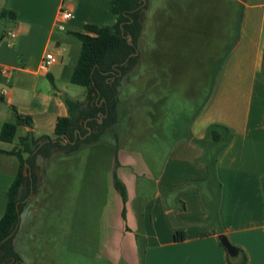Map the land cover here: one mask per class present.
<instances>
[{
    "label": "crops",
    "instance_id": "1",
    "mask_svg": "<svg viewBox=\"0 0 264 264\" xmlns=\"http://www.w3.org/2000/svg\"><path fill=\"white\" fill-rule=\"evenodd\" d=\"M110 1L0 0V68H9L8 74L0 71V90L9 89V95L0 99V131L16 110L31 116L36 136L54 137L58 118L68 115L65 98H85L84 90L71 80L82 48L75 33H88L87 24L115 23ZM145 3L147 44L156 50L153 35H158L159 22L172 36L188 34L195 46L213 28L212 19L222 17L221 4H226V14L234 13L236 3L241 9L237 39L215 66L207 101L182 127L174 124L181 133L172 144H165L162 155L154 149L149 155L131 149L126 140L132 130L127 132L120 122L116 132L106 136L111 139L103 140L104 145L116 147L99 159L106 171L96 168L101 183L93 195L86 188L90 185L83 184L71 188L64 204L24 205L16 238L22 264H233L243 257L245 264H264V0ZM207 5L212 9L205 10ZM62 6L75 13L64 31L56 27ZM10 30L17 32L15 38L8 37ZM161 49V60L157 54L146 62L148 81H157L163 88L183 70L177 69L182 67L178 60L167 57L165 46ZM48 53L54 54L56 62L43 68ZM159 67L155 72L153 68ZM132 83L126 87L129 98H123L126 105L142 96V87L139 90L138 82ZM147 88L146 93L151 90ZM152 92L147 94L148 106ZM154 94L159 101L165 98ZM126 105L123 114L139 115L137 108ZM215 124L230 134L212 170L206 149L194 140L206 138ZM147 129L160 132L156 124ZM29 130L22 126L18 135ZM16 142L0 139V219L20 167L18 157L3 150H12ZM83 168L92 171V167ZM115 175L126 188L125 200L115 186ZM43 186L44 181L39 193ZM42 207L57 213L48 225L51 240L40 242L35 222ZM178 230L185 233L179 241L175 239ZM220 234L239 250L231 260Z\"/></svg>",
    "mask_w": 264,
    "mask_h": 264
},
{
    "label": "trees",
    "instance_id": "2",
    "mask_svg": "<svg viewBox=\"0 0 264 264\" xmlns=\"http://www.w3.org/2000/svg\"><path fill=\"white\" fill-rule=\"evenodd\" d=\"M147 7L145 0H111L109 9L116 16L115 23L87 24L85 30L88 33H75L82 42V48L71 80L74 84L85 88V98L83 100L65 98L68 115L58 118L54 137L47 134L36 136L31 130L33 126L31 116L16 110L13 119L3 124L0 139L6 142L17 139L12 150L3 151L16 155L20 167L7 192L6 210L0 219V264L23 262L15 239L19 231L20 215L26 204L25 200L30 195L37 194L41 188L40 159L50 160L57 154L56 150L65 148H67L65 153L76 152L86 144L98 143L106 138L108 133H115L122 119V108L126 105L123 98H129L126 87L129 88L134 81L136 84L138 82L140 85H147L150 68L146 61L157 54L158 59L161 60L163 57L161 47L167 48L165 54L169 57L168 51L171 47L165 42H168L172 35L165 33V25L162 22H159L157 27L158 35H153V40L158 43L159 49L156 50L157 48L147 44L145 11ZM238 7L237 3L234 4L233 9L237 11V15L241 11ZM204 38L205 34L203 40ZM175 40H178V36ZM180 44L181 42L177 41V45ZM153 69L156 72L162 68ZM147 87L142 93L147 92ZM146 95L147 93L142 95L141 99L144 100L142 97ZM132 104L133 102L129 101L127 108H131ZM22 126H28L30 130L18 135ZM229 134L227 128L215 124L208 128L206 138L194 140L206 149V161L212 170L216 169L217 155L227 144ZM73 141L75 142L71 143ZM115 186L125 200L126 188L117 175H115ZM184 236L185 233L178 230L175 239L179 241ZM143 256L144 250L140 247L142 260ZM229 259H232L230 255ZM233 264H245V257Z\"/></svg>",
    "mask_w": 264,
    "mask_h": 264
},
{
    "label": "rangeland",
    "instance_id": "3",
    "mask_svg": "<svg viewBox=\"0 0 264 264\" xmlns=\"http://www.w3.org/2000/svg\"><path fill=\"white\" fill-rule=\"evenodd\" d=\"M153 1L154 3L158 2L157 4L163 2V0ZM223 5L224 7L221 6L223 8L219 6L222 17L220 19H212L214 26L209 32L205 29L206 20H203L204 33L205 31L207 32L201 44L194 46V42L190 43L188 34L178 36V40H175L177 36H170V40L165 42L171 47L170 51H168L170 53L169 57L173 60H178L182 67L177 69H182L183 71H178L171 82H166L165 85L167 87L164 86L162 88V84L152 80L151 83L150 81L146 82V86L139 84V90L141 87L144 90L149 85L151 90L148 93L152 92V90L153 92L150 106L147 103L148 95L142 97L144 100L140 98L132 104L134 108H137L136 112L139 115L134 118L130 115H122L121 125L123 128L127 129V132L132 130L126 140L127 145L131 149L144 152L147 155H149L150 150L154 149L160 152L158 155H162L161 153L166 151L168 147L165 144H172L176 139V135L181 133V131L178 132V129H174V124L178 126L177 128L182 127L200 106L207 101L210 92L209 84L215 66L223 58L232 41L237 39L240 28V13L237 15V11L234 10V13L231 14V10H228L226 14V4ZM204 9L209 10L212 7L207 5ZM177 41L182 42L180 46L177 45ZM183 65L186 66L183 67ZM172 71H175L174 68ZM143 86L145 87L143 88ZM76 87L85 92L83 86L76 85ZM154 93L163 94L165 98L159 101L155 99ZM145 94L144 92L142 93V95ZM122 95H124V92H122ZM132 121L134 122L133 124ZM149 124L151 126L156 124L160 132L147 129ZM21 133H23L22 130L19 131V134ZM118 137H123V135ZM106 139L109 140L111 138L106 137ZM103 140L105 139L93 145L86 144L83 148L73 153L59 152L48 161L40 159L42 161V170L39 182L42 186L44 181V186L41 193L38 192L39 197H36V194H32L25 200L26 205L38 206L47 202V204L51 203L50 208H52L53 206L55 207V204H64L67 201V193L71 191V188H78L83 184L90 185V187L86 188L88 193L93 195L94 189L101 183L100 177L95 174L96 168L103 173L106 171L104 170L106 166L99 162V159L101 156H106L104 153L114 151L116 147L113 145L112 148L107 143L104 145L106 141ZM84 166L92 167V171L90 173L88 170L84 171ZM56 213V209L48 208L46 211L43 207L40 209L39 217L35 222L36 227L41 231L40 242L51 240L52 232L48 225L51 218L52 220L54 219ZM15 240L17 243L18 239ZM48 259L50 261V257Z\"/></svg>",
    "mask_w": 264,
    "mask_h": 264
},
{
    "label": "built area",
    "instance_id": "4",
    "mask_svg": "<svg viewBox=\"0 0 264 264\" xmlns=\"http://www.w3.org/2000/svg\"><path fill=\"white\" fill-rule=\"evenodd\" d=\"M75 13L74 10L71 9L70 7L67 6H62L60 10L58 11L56 15V27L59 30H66L67 28V23L74 18ZM17 35V32L15 30H10L8 32V37L9 38H15ZM56 62V57L52 53H48L45 57V61L43 64V68H48L50 65ZM0 71L3 74H8L9 73V68L3 66L0 68ZM9 95V89L7 87L2 88L0 90V99L4 98Z\"/></svg>",
    "mask_w": 264,
    "mask_h": 264
},
{
    "label": "water",
    "instance_id": "5",
    "mask_svg": "<svg viewBox=\"0 0 264 264\" xmlns=\"http://www.w3.org/2000/svg\"><path fill=\"white\" fill-rule=\"evenodd\" d=\"M129 41L131 42V36H129ZM102 121V119H101ZM89 132H91V129L89 130ZM75 141L71 142V143H74ZM66 143V141H65ZM67 151V148L65 149H62V150H56V152H66ZM219 238L222 242V244L225 246V248L227 249L228 251V254L231 256V257H235L238 255L239 253V250L236 246H234L233 244L230 243V241L228 240V238L226 237V235L224 234H220L219 235Z\"/></svg>",
    "mask_w": 264,
    "mask_h": 264
}]
</instances>
